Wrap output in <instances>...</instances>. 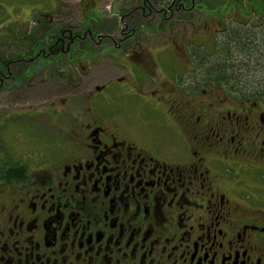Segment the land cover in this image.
Returning <instances> with one entry per match:
<instances>
[{
	"label": "flooded vegetation",
	"instance_id": "1",
	"mask_svg": "<svg viewBox=\"0 0 264 264\" xmlns=\"http://www.w3.org/2000/svg\"><path fill=\"white\" fill-rule=\"evenodd\" d=\"M12 1L0 0V13L29 9ZM83 21L51 23L58 32L44 41L12 23L13 38H0L3 76L7 62L16 71L84 51L101 60L123 53L142 70L133 87L123 77L108 82L122 84L118 95L107 83L92 100L51 115L53 144L15 157L0 142V264H264V93L235 98L219 87L214 96L211 83L198 84L197 65L190 83L164 73L160 85L161 52L122 41L95 50ZM74 64L44 74L75 87L90 64ZM51 146L57 151L46 156Z\"/></svg>",
	"mask_w": 264,
	"mask_h": 264
},
{
	"label": "rangeland",
	"instance_id": "2",
	"mask_svg": "<svg viewBox=\"0 0 264 264\" xmlns=\"http://www.w3.org/2000/svg\"><path fill=\"white\" fill-rule=\"evenodd\" d=\"M198 1L13 0L10 5L25 6L29 9L23 8L19 12L10 10V12L0 13V23L3 22V26H0V38H13V33L10 30L12 23L17 25L16 27L21 24L25 25L26 29L23 32L32 33L36 29V38H39L40 33L44 30V24L61 22L77 28L84 19L83 22L88 27L85 29V43L91 42L95 50L99 49L100 44L113 45L122 41L124 44L126 42L133 43L134 47L140 46L146 52L147 49L151 53L161 52L158 54L160 66L156 68L160 73L157 76L159 77L157 78L158 83L166 85L165 82L163 84V76H165L163 74L165 73L169 77L173 75L181 85H186L196 77L194 70H196L197 56L202 61H205L207 56L209 60L207 65L209 66H213L215 62L218 63L217 60L223 53H221V45L216 51L217 43L222 44L224 35L228 34L226 32L224 34L222 30L229 26L240 27L239 23L250 19L249 12L246 14L242 6L243 1L250 4V0H200L199 3ZM243 5L245 6V4ZM248 10H250V6H248ZM247 27L251 32H257L256 28ZM3 33H11V35L3 36ZM261 36V33L258 34V39H262ZM161 42L170 45L166 48L172 50L157 46ZM226 42L225 39V47L227 46L226 49L230 50L227 52H233L234 55L231 63H235L234 67L240 68L236 60L238 53L233 48H229L227 45L229 43L226 44ZM176 44L178 46H175ZM105 51L109 53L111 48L107 47ZM186 51L190 55L192 54L190 59H194L193 63L189 62V58L185 56ZM122 54L117 53L116 57L112 53L111 56L101 60L102 58L98 54L91 55L84 51L72 58L70 62L63 57L64 59L57 64L54 61L49 65L42 59L33 63L21 64V67H18L14 72L15 76L20 77L22 74L20 72L27 66H30V70L32 69V75L26 73V79H23V83L20 84L6 81V87L0 88V142L6 151L12 156L19 157L34 153L43 144H53L58 127L56 124L51 129L48 128L49 126H45L51 122V115H55L57 118L56 114H61L72 107V104L92 100L98 86L123 77L124 80L129 79V86L133 87L137 71L142 72V70L136 66L133 60ZM89 57L90 61H88ZM117 58V61L124 63V69H120L117 65ZM154 58L150 54L147 55L148 60ZM78 61H83L86 66L89 63L90 67L85 68L86 74L81 73L77 79L73 80L77 84L75 87L61 85L60 83L64 79L54 72L50 73V77H46L44 74V70L54 71L56 66L73 69L76 65L74 62L78 63ZM240 72L242 75L247 73L246 70H240ZM182 75L184 77L179 79ZM140 77L146 80L147 75L143 72ZM257 78L259 80L264 78V70L256 73ZM78 84L81 86L79 87ZM107 85L114 95L122 92L120 82H112ZM209 87L213 89L214 96L221 91L219 87L224 88L223 85L214 83L209 84ZM226 91L231 97H243L238 95L239 93L231 92L233 90ZM138 100L135 96L129 97L125 99V104L127 107H131L135 103L137 104ZM141 109L145 116L156 118L149 107L143 106ZM126 110L134 116L132 108ZM140 117L139 114L135 115L137 123L140 122ZM150 123L156 124L155 120H151ZM52 151H57V147H47L46 156H50Z\"/></svg>",
	"mask_w": 264,
	"mask_h": 264
},
{
	"label": "trees",
	"instance_id": "3",
	"mask_svg": "<svg viewBox=\"0 0 264 264\" xmlns=\"http://www.w3.org/2000/svg\"><path fill=\"white\" fill-rule=\"evenodd\" d=\"M245 4V6L243 5ZM242 6L244 7V12L247 14L249 12V20L246 22L239 23L240 27L232 28L230 30L223 29L222 32L226 35L223 37L222 44L217 43V50H219V46L221 45V57L217 60L218 63H214L213 66L207 65L209 61L206 59L202 61L196 57V67L198 68V72H200L199 77V85L205 84L206 82L223 85L227 90H233L231 92H235L238 95H254V94H263L264 93V78L259 80L256 79V73L262 72L264 70V0H250V4L246 1H243ZM248 6H250V10H248ZM255 16V17H251ZM254 22V23H253ZM53 22L44 24V30L40 33V37L38 39L46 40L48 37V31L53 30L54 32H58L55 26L50 25ZM247 26H251V29L256 28L257 32L248 30ZM253 27V28H252ZM250 29V28H249ZM236 30V31H235ZM70 32L71 30H67L65 28L60 30L62 32ZM228 31V32H227ZM262 34V39H258V34ZM59 35L57 36H60ZM226 36V37H225ZM36 37V36H35ZM67 37H70L68 35ZM73 37V36H72ZM225 39L227 40L226 44L229 48H233L238 53L236 56V60L240 68L234 67L235 63H231L234 59L233 52L225 47ZM62 49V46H60ZM63 51H61L62 56ZM60 57V56H59ZM59 57H55L57 60ZM245 57V58H243ZM45 58V57H43ZM200 60L199 64L198 61ZM1 64V63H0ZM5 67V76L0 74V88L6 87V81H13L16 84H20L22 80L26 79V71L30 69V66L24 68L21 72V76H15L14 72V63L7 62ZM247 71L246 74H241V71ZM8 71H11L8 72ZM14 71V72H13ZM245 75V76H244ZM255 76V79L253 80ZM242 77H244L242 79ZM29 79V78H28ZM23 83V82H22Z\"/></svg>",
	"mask_w": 264,
	"mask_h": 264
}]
</instances>
